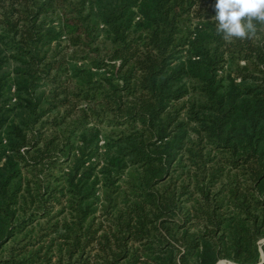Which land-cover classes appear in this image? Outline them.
Segmentation results:
<instances>
[{"label":"trees","instance_id":"trees-1","mask_svg":"<svg viewBox=\"0 0 264 264\" xmlns=\"http://www.w3.org/2000/svg\"><path fill=\"white\" fill-rule=\"evenodd\" d=\"M214 4L0 0V264L260 263L264 31Z\"/></svg>","mask_w":264,"mask_h":264},{"label":"clouds","instance_id":"clouds-1","mask_svg":"<svg viewBox=\"0 0 264 264\" xmlns=\"http://www.w3.org/2000/svg\"><path fill=\"white\" fill-rule=\"evenodd\" d=\"M212 21L225 42L251 40L264 31V0H215Z\"/></svg>","mask_w":264,"mask_h":264},{"label":"rangeland","instance_id":"rangeland-1","mask_svg":"<svg viewBox=\"0 0 264 264\" xmlns=\"http://www.w3.org/2000/svg\"><path fill=\"white\" fill-rule=\"evenodd\" d=\"M13 93H14V91H13L12 88H11L10 90L7 91V93L5 94V96H6V97H13ZM13 101H14V99H13ZM99 144H100V145H104V137H103V136H101V137L99 138ZM99 151H100V152H104V149H100ZM94 159H97V157L95 156ZM259 243H260V245H264V239H261V240L259 241ZM261 255H263V251H262V249H261ZM230 263H233V262H230ZM220 264H228V261H226V260H221V261H220ZM233 264H235V263H233Z\"/></svg>","mask_w":264,"mask_h":264},{"label":"water","instance_id":"water-1","mask_svg":"<svg viewBox=\"0 0 264 264\" xmlns=\"http://www.w3.org/2000/svg\"><path fill=\"white\" fill-rule=\"evenodd\" d=\"M263 260H264V257H263V255H261V261L258 264H261L263 262ZM217 264H220V261ZM228 264H233V263L228 262Z\"/></svg>","mask_w":264,"mask_h":264},{"label":"built area","instance_id":"built-area-1","mask_svg":"<svg viewBox=\"0 0 264 264\" xmlns=\"http://www.w3.org/2000/svg\"><path fill=\"white\" fill-rule=\"evenodd\" d=\"M12 90L14 91V88H12Z\"/></svg>","mask_w":264,"mask_h":264}]
</instances>
